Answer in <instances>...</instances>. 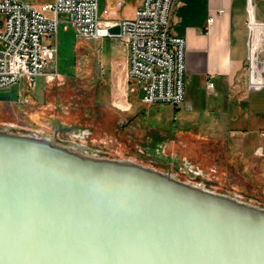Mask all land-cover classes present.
Returning <instances> with one entry per match:
<instances>
[{"label":"water","instance_id":"water-1","mask_svg":"<svg viewBox=\"0 0 264 264\" xmlns=\"http://www.w3.org/2000/svg\"><path fill=\"white\" fill-rule=\"evenodd\" d=\"M57 135L0 124V264H264V206Z\"/></svg>","mask_w":264,"mask_h":264},{"label":"rangeland","instance_id":"rangeland-1","mask_svg":"<svg viewBox=\"0 0 264 264\" xmlns=\"http://www.w3.org/2000/svg\"><path fill=\"white\" fill-rule=\"evenodd\" d=\"M52 39L57 42V58L37 76L27 100L23 81L0 88V124L40 135L58 130L60 141L80 142L100 155L171 171L182 180L264 206V174L259 177L263 168L257 160L248 175L230 160L226 146L185 135L163 138L165 133L175 135L180 125L173 121L174 107L146 105L142 91L128 90L124 61L114 58L123 53L122 39L78 38L66 13L60 14Z\"/></svg>","mask_w":264,"mask_h":264},{"label":"crops","instance_id":"crops-1","mask_svg":"<svg viewBox=\"0 0 264 264\" xmlns=\"http://www.w3.org/2000/svg\"><path fill=\"white\" fill-rule=\"evenodd\" d=\"M141 2L99 0V16L112 21L130 18ZM211 15L214 20L208 25ZM262 24L264 0H178L171 32L186 40L185 99L172 104L173 121L180 124L175 135L163 134V138L185 135L216 147L226 146L230 160L238 162L248 175L257 160L263 168L259 177L264 174V158L254 152L264 130V85H251L250 80L264 77V64L254 61L251 69L250 55L254 49L264 59ZM124 44L123 53L114 58L124 61L127 77L129 48ZM209 81L213 82L211 88ZM130 86L128 81V90Z\"/></svg>","mask_w":264,"mask_h":264},{"label":"built area","instance_id":"built-area-1","mask_svg":"<svg viewBox=\"0 0 264 264\" xmlns=\"http://www.w3.org/2000/svg\"><path fill=\"white\" fill-rule=\"evenodd\" d=\"M177 3L178 0H142L133 17L112 21L100 18L99 0H50L40 4L0 0V88L23 81L27 100L37 76L44 74L45 67L57 58V42L52 38L60 14L66 13L78 38L116 36L126 42L129 90L142 91L144 104H179L185 99L186 40L171 32ZM213 20L209 16L208 25ZM116 24L120 33L111 35L108 29ZM254 61L264 64L253 49L251 69ZM250 84L263 86L264 77L251 78ZM207 86L213 87V82ZM261 135L262 142L254 153L264 158V130Z\"/></svg>","mask_w":264,"mask_h":264}]
</instances>
